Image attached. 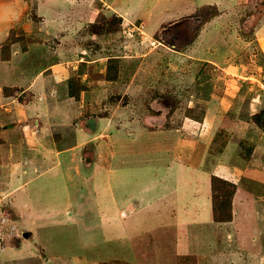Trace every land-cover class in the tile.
Returning a JSON list of instances; mask_svg holds the SVG:
<instances>
[{"label":"rangeland","instance_id":"1","mask_svg":"<svg viewBox=\"0 0 264 264\" xmlns=\"http://www.w3.org/2000/svg\"><path fill=\"white\" fill-rule=\"evenodd\" d=\"M257 1L261 6L264 4V0ZM48 2L51 3L50 0H0V35L2 27H6L4 41L12 31L13 38L29 45L32 35L27 34L18 21L21 24L30 22L44 33L59 30L55 25L51 27L48 24L69 22L67 31L72 32L82 49H89L91 54L105 52L111 58L106 62L103 77L114 82H108L111 86L106 88L103 83V93H86L84 100L88 108L84 114L86 118L82 117L85 118L83 126L95 132L97 118L115 113V118L119 120L115 129L126 133L114 140L106 134L99 140H87L74 155H61V164L50 150H47L49 162L42 164L46 150H36L29 156L33 162L27 166L28 172L23 174L25 182L20 189L14 188L18 184L14 179L8 184L14 174L4 164V159L1 160L0 264H78L82 259L88 264H179L180 261L191 264L186 255L196 256L192 258L197 264H225L229 256L232 257L231 264H239L238 258L242 257L225 248L229 244L237 246V237L227 243L229 238L224 237V225L220 222L213 224L211 201H205L206 195L212 197V188L206 190V165L193 172L199 176L192 171L183 173L191 178L189 181L193 185L184 186L187 190L181 192L177 181L182 177L171 169L174 158L168 153L169 141L165 142L167 150L162 152L161 149L158 152L148 150L145 155L136 156L133 151L140 154L148 141L147 133L159 135L161 133L156 132L159 128L164 130L166 128L162 127L167 126L170 129L183 123H187L185 129L193 131H190L192 136L189 135L190 142L187 144L189 150L185 146L176 150L181 154L175 160L177 163L192 162L184 153L194 150L197 139L210 144L208 151L216 155L230 146L227 157L235 166L242 168V186L249 187L253 196H258L253 205L259 208L257 225L264 229V39H261L262 47L249 45L243 62L247 74L235 78L244 86L238 95L242 105H233L234 109L222 112L214 122L209 118V123L200 132L196 131V125L203 121L206 114L205 101L210 95L209 88L214 87L215 96L221 95L232 77L220 66L192 62V57L174 51L173 46L178 48L191 39L192 28L187 21H170L161 31L158 30L155 37L167 47L156 52L153 49L158 42L154 38L143 33L140 26L136 27L138 24L128 28L123 19L111 10L100 12L93 21H88L90 17L85 16L79 6L71 12L65 10L56 20L43 25V19L49 21L55 13L47 9ZM2 6H6L3 12ZM145 7L150 8L147 3ZM250 10L244 7L237 23L247 17ZM214 12L207 6L199 10L203 20ZM240 13L235 14L239 16ZM235 34L238 37H255L251 33L243 34L238 27ZM3 42L0 37L1 55ZM218 42L221 45L222 39ZM51 43L56 46L55 42ZM10 50L13 53L12 46ZM4 70L7 71V67ZM12 75L14 73L9 71V79ZM109 76L113 77L110 79ZM131 84L138 85V88L134 90ZM128 85L132 88L128 89ZM8 87L3 90L6 96L21 92L17 87ZM159 113L165 114L164 124L155 119ZM219 123L222 126L218 127ZM217 129L219 131L213 138ZM208 131H212L210 136L206 135ZM64 140L58 142L57 147L75 146L73 129L65 134ZM153 140L158 141L154 137ZM37 142L34 143L38 145ZM26 144L33 143L27 141ZM113 147L114 163L110 153ZM85 159L88 168L82 166ZM214 161L218 165L219 159ZM93 162H97L99 169L91 167ZM54 163L58 164L48 169ZM111 164H114V169L110 168ZM105 168L110 169L106 171ZM174 179L177 188L169 194ZM187 186H191L190 189ZM196 190L200 192V199L191 198ZM151 199L164 201L150 204ZM15 201L18 203V216ZM164 202L175 204L177 214L169 213ZM195 215L199 219L198 230L193 223ZM27 231L33 232L30 238L24 236ZM210 231L213 240L209 244H213L208 249L207 243L212 239ZM206 232L209 238L202 244L201 235ZM262 238L264 243V235L260 234L259 240ZM249 241L252 239L249 238ZM249 241L245 243L249 244Z\"/></svg>","mask_w":264,"mask_h":264},{"label":"crops","instance_id":"2","mask_svg":"<svg viewBox=\"0 0 264 264\" xmlns=\"http://www.w3.org/2000/svg\"><path fill=\"white\" fill-rule=\"evenodd\" d=\"M50 1L52 4L48 2L47 9L54 10L55 13L52 14L53 17H51L49 21H44L43 19V25L48 24L52 20H56L55 18L60 17L65 10H70L71 12L73 8L79 6L82 7L85 16H88V18L90 17L88 21H93L95 15L100 12L111 10L123 19L124 24H126L128 28L131 25L138 24L136 27L140 26L143 33L150 38H154L155 41L158 42V45L155 44L156 48L153 49H156V52L167 46L161 43V39L155 37V33L158 32V30L161 31L163 26L170 21H187L192 28L191 39L187 44L178 48L173 46V48L176 49L174 51H176L177 54L192 57V62H207L208 65L220 66L223 71L232 77V79L228 80V84L222 89L221 95L215 96L214 87L212 89L209 88L210 95L205 101V108L207 111L203 121L196 125L198 128L196 131L200 130V132H202L206 124L209 123V118L214 122L215 118H219V114H222V112L228 113L230 109H234V107H232L233 105H242V101L238 100V95L240 94L239 91L242 93V88L244 86L242 83L236 82L235 78L237 77L239 79L241 75L244 77L245 75L243 74H247L243 62L244 56L247 51H249V45L256 44L258 47H262L261 39H264V4L261 6L257 0ZM146 3L149 4V9H146ZM203 6L211 7L215 10L213 15L206 20H203L199 13L200 8ZM159 7H162V9H158ZM244 7H248L249 10L251 7L250 13H247L246 15L248 16L243 17L242 21L237 23L238 17L241 18V11ZM4 10H6V6H2V12ZM237 12H241L239 16H236L235 13ZM18 22L27 34L29 33L32 35V42L28 45L26 50L22 49L20 43L12 45V57L7 61L2 60L0 52V83H2V85H0V164L1 160L4 159V164L9 167L12 174H14V177L7 181L8 184L14 179L15 182L18 183L14 188L20 189L23 186V182H25L23 174L28 172L27 166L33 162L29 156L31 153H35L36 150H41V148L46 150V152H43L44 160L41 162L42 164H46L49 162L47 159L49 152L53 153L58 159L61 155L66 153L72 156L74 152L81 149L84 144L83 142H87V140H99L100 136L103 134H106L107 137H110L112 140L119 139V137L126 132L115 129L119 123V120H117L118 118H115V113L105 118H97L95 132L94 129L93 131L88 130L83 126L86 118L84 114L88 108V103L84 100L86 93H103L105 92V90L101 89L103 83L106 88L107 86H111V84H107L108 82H114L103 77V73L105 74L107 67L106 62L110 58L109 54L105 52L91 54L89 49H82L80 47V42L76 38H73L72 32L67 31L69 22L56 21L48 24L51 27L55 25V28L59 30H54L52 32L47 30L45 33L40 32L37 28L38 26L36 27L30 22L23 24H21L20 21ZM2 23H4V21H2ZM60 27H65V29ZM236 27L243 30V34L251 33V35L255 37L252 38L250 36L246 38L245 35L238 37L235 34ZM5 28L2 27V35H0L2 42L7 35ZM48 33L50 34L48 35ZM220 39H222L221 45L218 42ZM51 42H55L56 46L54 47ZM227 47L228 49H226ZM219 49L226 50L219 51ZM214 54L217 56L213 57ZM219 62H222L223 65H220ZM4 67H7L8 70L5 71ZM9 71L14 73L10 79ZM97 71L99 72L97 73ZM72 78H76L78 81L88 85V88L82 91L79 99L70 95V80ZM131 85H128V89L132 88ZM7 86H9L8 88L17 87L21 92L18 95L11 94L6 96L3 90L4 87ZM132 86L135 87L134 90L138 88V85ZM155 119L157 122H160H158L159 124H164V119H166L165 114H156ZM187 121L188 118L185 119V122ZM186 125L187 123H183L181 126L175 125L170 129L165 126L162 127L166 128L164 130H159L161 129L159 128L158 131H156L161 133L159 135L156 134L153 136L147 133L146 136L149 142H146L140 154L132 150L133 153H135L134 155H145L148 150L149 152H158L160 151L159 149H161V152L167 150L166 143L169 141L170 150L168 153H170L171 158H174V164H172L173 167H171V169L174 174L177 171L182 177V180L177 181L179 184L178 188L181 192L186 189L184 186L193 185L189 181L191 178L183 173L200 171L203 165H206V190L211 188V177L213 174L237 184V191L233 201L234 218L228 222H220V224L224 225V237L229 238V240L227 239V243H231V240L236 236L238 244L237 246L234 245V247H231L229 244V246L225 248L232 253L237 252L240 255L239 257H242L238 258L239 264H264V243L261 242L263 238L259 240L260 234L261 236L264 235V229L257 225L256 220L258 215L256 214L259 208L253 205L257 202L255 198L258 196H253L249 187L242 186V168L235 166L232 160L227 157L229 153L227 151L231 149L230 146H228L224 152L220 151L216 155L208 151L210 144H207V142L202 139H197L195 142L196 149L194 148L193 151H185L184 153L192 159V162L188 164L177 163L175 160L180 158L179 156H181V154H178L176 150H179L181 146H185V148L189 150L187 144L190 142L189 135L191 134L190 131H193V129H185L184 127H186ZM219 126H222V124L219 123L218 127ZM71 129H73L75 146L72 148L57 147L58 142L65 141V134H69ZM103 130H105V132H103ZM218 131L217 129L214 132L215 135L213 134V138L217 135ZM195 133L197 134V132ZM211 134L212 131L206 133V135L209 136ZM171 136H173L174 140ZM178 136L179 138H177ZM183 136L186 138H183ZM190 136H192V134ZM153 137L158 141L155 142ZM68 140H70V138ZM27 141L33 144L27 145ZM34 142H37L38 145ZM204 146L206 147L204 148ZM47 150L50 151L48 152ZM113 150L114 147L112 151L110 150V153H112V163H114L112 158L114 153ZM170 151H172V154ZM214 159H219L218 165H215L216 162ZM81 160L84 161L83 157H81ZM57 162L60 163V159ZM206 162L208 164H206ZM58 163H54L48 169L55 167ZM87 164L88 162L85 159L82 166L88 168ZM96 164L97 162H93L91 165V167L93 166L96 168L95 170L99 169ZM33 165L37 170L36 165ZM101 167L102 165H100V168ZM110 168L114 169V164H111ZM110 168H105V170L108 171ZM196 176L199 175L196 174ZM204 184L205 181H203L202 185ZM191 186H187L188 189H190ZM176 188L177 186L174 179L168 193L175 192ZM199 194L200 192L196 190L192 193L191 198L200 199ZM160 201L164 200L151 199L149 203L154 204ZM205 201H211L213 224L217 223L214 220L212 197L210 198V196L207 197L206 195ZM164 206L169 209V213L173 215L177 214L178 208L175 204L168 205V202L167 204L164 202ZM15 207V213L17 215V209L19 208L16 201ZM125 215H127V212ZM198 221V216H196L193 220L195 229H197L196 226L199 225ZM0 231H2V225L0 226ZM210 233L212 232L210 231L209 234ZM209 234L208 232L205 234L202 233V244L208 241ZM212 235L210 234L212 239L207 243L208 249L211 246L210 244H213H209V242L213 240ZM249 238L252 239V241H249ZM246 240L249 241V244L245 243ZM197 243L198 242L195 244ZM230 257L231 256H229L228 262L225 264L232 263ZM235 259L236 258H234V260ZM83 260L84 259L80 260L81 262L78 264H88L87 262H83Z\"/></svg>","mask_w":264,"mask_h":264},{"label":"trees","instance_id":"3","mask_svg":"<svg viewBox=\"0 0 264 264\" xmlns=\"http://www.w3.org/2000/svg\"><path fill=\"white\" fill-rule=\"evenodd\" d=\"M12 32V31H11ZM9 34L7 40L2 43V55L1 58L3 60H10L12 57V52L10 47L15 42H21L22 49L26 50L28 47V43L20 41V39H15L12 37L13 33ZM111 59V58H110ZM113 76H109L111 79ZM109 80V79H108ZM87 86L78 81L76 78H72L70 80V95L72 97L79 99L82 91H84ZM211 188H212V202H213V214L214 220L216 222H228L233 220V200L237 191V184L231 182L225 178H222L216 174H213L211 177ZM184 256V255H182ZM180 256V257H182ZM187 260L191 259V264H197V261L192 257L194 255H186ZM193 260V261H192ZM185 262H179V264H184Z\"/></svg>","mask_w":264,"mask_h":264},{"label":"water","instance_id":"4","mask_svg":"<svg viewBox=\"0 0 264 264\" xmlns=\"http://www.w3.org/2000/svg\"><path fill=\"white\" fill-rule=\"evenodd\" d=\"M32 235H33V232L32 231H27V232L24 233V236L26 238H30Z\"/></svg>","mask_w":264,"mask_h":264},{"label":"built area","instance_id":"5","mask_svg":"<svg viewBox=\"0 0 264 264\" xmlns=\"http://www.w3.org/2000/svg\"><path fill=\"white\" fill-rule=\"evenodd\" d=\"M1 223H2V220H1ZM2 225V224H1Z\"/></svg>","mask_w":264,"mask_h":264}]
</instances>
